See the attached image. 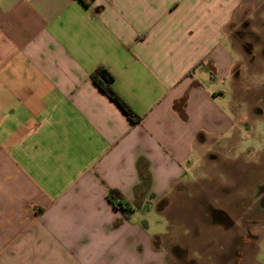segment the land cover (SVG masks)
<instances>
[{"label":"crops","instance_id":"crops-1","mask_svg":"<svg viewBox=\"0 0 264 264\" xmlns=\"http://www.w3.org/2000/svg\"><path fill=\"white\" fill-rule=\"evenodd\" d=\"M255 22L264 0H0V264H169L167 241L154 245L166 234L137 212L193 184L208 146L236 143L222 157L231 189L254 167L237 165L248 118L231 101L241 58L264 46L252 48ZM98 68L139 123L91 81Z\"/></svg>","mask_w":264,"mask_h":264},{"label":"rangeland","instance_id":"rangeland-1","mask_svg":"<svg viewBox=\"0 0 264 264\" xmlns=\"http://www.w3.org/2000/svg\"><path fill=\"white\" fill-rule=\"evenodd\" d=\"M250 30L252 48L259 50V44H264V28L255 22ZM240 38H235V41L241 49ZM255 54L248 62L241 58L240 65H247L241 68L244 70L239 74L241 84L238 83L239 87L235 82L238 86H234L231 101L235 118H248L242 131H238L243 139L237 143V149L244 154L237 165L247 161L254 166L234 180L240 191L237 186L231 189L234 185L226 181L228 171L231 170L230 177H233L237 175V168L230 163L225 164L222 158L228 150V142L224 141L215 147V151L210 146L205 148L209 154L198 163L193 184L181 192L173 191L169 199L160 201L161 205L158 202L149 206L144 215L137 212L140 223L144 222L147 230L166 234L163 240H158L161 245L164 240L167 241L170 247L169 264H254V259L259 261L262 257L260 251L264 247L255 239L264 231V222L260 223L264 209L258 205L248 209L249 199L264 198V46ZM235 144L229 142L228 146ZM248 146L260 150L261 156L258 158L252 150L245 149ZM214 153L218 155L215 161ZM256 166L259 168L256 169ZM232 190H235L233 192H236L239 201L228 205L226 202ZM242 193L246 194L244 199ZM181 194L186 197L183 198ZM214 211H221L224 215L215 219ZM178 232H189L190 235H176ZM217 241L224 246L223 253H214ZM174 246H178L184 254H174ZM258 246L259 253L254 255Z\"/></svg>","mask_w":264,"mask_h":264},{"label":"trees","instance_id":"trees-1","mask_svg":"<svg viewBox=\"0 0 264 264\" xmlns=\"http://www.w3.org/2000/svg\"><path fill=\"white\" fill-rule=\"evenodd\" d=\"M78 1L83 6L88 7L89 4L92 3L94 0H78ZM90 79L94 83V85L102 93H104L110 99V101L124 114V116H126L128 120H130L132 123L140 122V117L137 114H135L130 109V107L113 90L112 84L114 79L110 73H108L104 68H98L90 75ZM107 199L108 201H110V203H112V205L116 210L121 212V214L125 218H127L130 214L134 212V208L131 207L129 203L124 200L122 195L116 190L109 189L107 192ZM158 205H161V202H159ZM223 215L224 214L221 211H214L215 219H219L220 216ZM154 245L156 246V248L159 245L158 238L155 239ZM172 250L174 254H178V253L184 254V251L181 250L178 246L172 247Z\"/></svg>","mask_w":264,"mask_h":264}]
</instances>
